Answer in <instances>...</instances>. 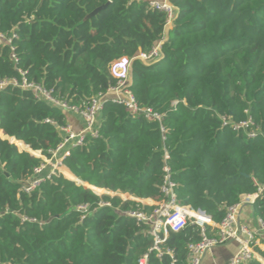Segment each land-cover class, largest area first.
<instances>
[{"label": "trees", "instance_id": "1", "mask_svg": "<svg viewBox=\"0 0 264 264\" xmlns=\"http://www.w3.org/2000/svg\"><path fill=\"white\" fill-rule=\"evenodd\" d=\"M171 3L177 14L167 28L146 0H0V34L11 39L0 44V81L22 83L24 72L81 109L117 85L112 62L162 43L160 61L133 63L129 89L165 129L106 99L98 136L70 149L64 175L27 193L43 164L32 155L52 158L67 112L30 90H0V264H139L145 255L148 264H189L199 227L170 232L159 256L150 227L126 215L154 207L120 195L159 202L168 166L178 202L219 224L227 207L264 187V0ZM249 120L255 139L233 128ZM252 212L264 222V193Z\"/></svg>", "mask_w": 264, "mask_h": 264}, {"label": "built area", "instance_id": "2", "mask_svg": "<svg viewBox=\"0 0 264 264\" xmlns=\"http://www.w3.org/2000/svg\"><path fill=\"white\" fill-rule=\"evenodd\" d=\"M148 5L151 10L166 15L167 28L172 26L177 9L171 3V0L151 1ZM165 39H163V42ZM4 43L11 44V39H7L4 35L0 34V44ZM161 44L154 47L148 53L140 52L137 57H123L112 62L110 73L118 81L117 85L111 88L107 95H99L94 98L91 104L84 109L56 98L51 91L44 89L40 85L29 83L24 72H20L23 77L22 83H18L15 79L0 81V90L11 85L23 90H30L34 93V97L37 100H43L64 112L77 114L84 122V128L79 132H75L68 124L60 128L63 140L52 153L51 159L46 158L41 153H39V156L35 155L43 160V164L35 168L34 177L23 188L25 192H32L47 179H50L52 175L57 173L64 175L61 169L65 167L63 161L70 154V149L82 146L87 136H98V117L103 109V102L106 99L124 105L132 116L142 115L149 121L160 123L161 130L165 133V129L162 126L163 116L151 108H141L129 89L133 63L136 60H140L145 64L160 61L162 59ZM13 59L17 62L15 55H13ZM46 123L54 124L49 120ZM233 128L236 131H244L249 139H255L258 135V130L254 128L251 120L234 125ZM164 159L166 162L169 159L167 152L164 155ZM164 172V181L161 187L162 199L159 202L150 200L151 203H148L149 200H140L133 196L120 195L124 200H134L154 207L152 212L139 210L126 213L127 216L150 227L149 233L154 239V246L151 250H155L161 256L163 254L161 246L166 243L170 232L179 233L189 225H196L200 230V241L189 246V264H203V259L207 254L211 253L218 246L229 242H237L239 250L228 264H246L260 256L257 248L259 247L264 250V244L261 243V238L264 236V222L258 220L259 227L253 230L249 225L242 222V213L247 206L252 207L255 204L259 195L264 193V187H261L257 194L243 195L238 204L227 207L226 217L221 223L216 224L205 213L194 211L189 207L181 205L177 199L175 192L176 185L172 180L170 168L165 166ZM108 193L109 195H113V193ZM23 221L36 222L27 218H24ZM167 253L174 262L173 251L168 250ZM139 264H148V255L142 257L139 260Z\"/></svg>", "mask_w": 264, "mask_h": 264}, {"label": "crops", "instance_id": "3", "mask_svg": "<svg viewBox=\"0 0 264 264\" xmlns=\"http://www.w3.org/2000/svg\"><path fill=\"white\" fill-rule=\"evenodd\" d=\"M162 1V0H146ZM67 124L72 127L75 132H79L84 128V122L82 118L74 113H68ZM148 203H151L149 200ZM242 222L249 225L253 230L258 228V220L254 217L252 207L247 206L242 213ZM261 243H264V236L261 238ZM239 245L237 242H229L225 245L218 246L211 253L207 254L203 259V264H228L229 261L238 253ZM262 264H264L263 258L259 256L257 258Z\"/></svg>", "mask_w": 264, "mask_h": 264}, {"label": "water", "instance_id": "4", "mask_svg": "<svg viewBox=\"0 0 264 264\" xmlns=\"http://www.w3.org/2000/svg\"><path fill=\"white\" fill-rule=\"evenodd\" d=\"M102 10V8H100V9H98V10H96V11H94L89 17H93V16H95L98 12H100ZM8 136V135H7ZM2 139V138H1ZM10 139H14V138H11V137H9L8 136V139H3V140H8L9 142H11L12 144H15V143H13ZM16 140V139H15ZM16 145V144H15ZM17 146V145H16ZM19 148V147H18ZM20 149V148H19ZM31 149V148H30ZM21 151H26V152H28L29 153V151H27V150H22V149H20ZM32 150V149H31ZM32 156H35V155H32ZM72 181H74V180H72ZM75 182H77V183H79V184H81V185H83V186H85L87 189H91L93 192H95L96 194H97V191H103V193L105 194V195H109V193L106 191V190H97V188H94V187H91V186H86V184H84V183H82L81 181H79V180H77V181H75ZM97 190V191H96ZM116 194H113V196H115ZM263 261H264V259H263Z\"/></svg>", "mask_w": 264, "mask_h": 264}, {"label": "rangeland", "instance_id": "5", "mask_svg": "<svg viewBox=\"0 0 264 264\" xmlns=\"http://www.w3.org/2000/svg\"><path fill=\"white\" fill-rule=\"evenodd\" d=\"M67 116H68V113H67ZM36 154H37L38 156L40 155L39 153H36ZM97 194L100 195V196H101V195H104L103 191H97Z\"/></svg>", "mask_w": 264, "mask_h": 264}]
</instances>
